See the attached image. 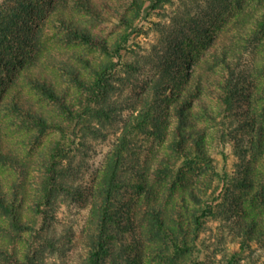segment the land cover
<instances>
[{
  "label": "rangeland",
  "instance_id": "374dc122",
  "mask_svg": "<svg viewBox=\"0 0 264 264\" xmlns=\"http://www.w3.org/2000/svg\"><path fill=\"white\" fill-rule=\"evenodd\" d=\"M63 1L33 0L32 8L21 15L25 24H20L19 29L11 30L12 35L18 34L21 37L20 41H12L14 50L6 52L2 57L0 98L20 66L31 61L33 69L43 72L76 105L81 92L62 67L64 64H75L89 78V68L83 67L76 60L79 55L93 65L106 63L108 60L112 63L114 78L111 80L113 87L109 95L110 102L132 98L142 93L152 80L160 78L166 67L178 69L184 64L198 61L197 57L204 51L198 30L206 31L213 39L222 36L231 39L237 32V27L232 22L239 13V1L245 8L241 14L244 26H248L252 21L251 17L264 8V0H168L162 2L161 7H153L148 2L139 16L134 17V10L126 1L105 0L131 20V25L126 26L113 17L105 21H92L88 15L68 5L76 21L107 45L112 47L117 43L122 44L123 49L119 55L111 59L98 47L68 42L62 38L49 15L53 7ZM231 40L234 45L240 44L236 47L243 54L239 68L255 78L258 91H263L264 52L254 40ZM25 93L35 108L47 110L61 120L57 107L30 89L26 88ZM248 94L258 100L257 92L254 94V91H246L239 97L240 104L245 102ZM258 103L260 106V101ZM138 109L129 105L121 107L114 111V117L100 122L93 121L92 130L78 134L71 153L75 171L66 179L70 187L58 194L55 208L46 219L49 220L46 226L54 242L51 246H43V264H85L92 191L127 119L136 115ZM239 121L236 117L227 122L225 127L221 124V118L217 122L202 118L196 121L200 128L206 129L205 149L215 171L200 162L191 167L180 163L178 172L183 174L180 176L183 181L177 180V174L160 181L151 175L161 157L168 153L169 133L164 139H158L155 126L150 123L133 134L121 171L124 188L121 189L120 198L123 208L119 211L117 225L114 223L112 226L115 233L111 239V242L123 244L125 256L102 254L101 264H110L113 258L122 264L125 257L132 258L133 264H167L152 253L147 239L144 240V247L140 248L131 238L134 232L136 234L141 230L146 209L153 205H161L169 216L180 215L184 229L196 240V249L179 263L264 264V244H251L249 248L242 250L240 241L229 227L240 209L255 213L259 208H264L254 191H248L241 183L251 169L261 172L262 178L264 177V157L259 158L250 150V131L242 128ZM30 133L34 134L35 131L23 127L5 110L0 99V135L11 149L29 159L26 179L28 197L24 212L26 217L32 214V200L37 191L41 161L57 138V133L51 131L36 143L28 138ZM221 134L225 137L220 136ZM141 178L147 183L145 189L135 187V182ZM0 180L4 183V189L9 190V184L20 179L12 168L0 165ZM207 187L209 188L206 189ZM190 188L195 191L198 200L190 197ZM207 202L214 206L213 214L203 217L196 227L190 214L193 210L207 207ZM0 226L9 227L8 220L1 214ZM131 228L136 230L131 232ZM24 236L27 237V233ZM0 246L15 249L22 260L26 243L23 239L12 240L0 230ZM0 264L6 263L0 259Z\"/></svg>",
  "mask_w": 264,
  "mask_h": 264
},
{
  "label": "trees",
  "instance_id": "16d2710c",
  "mask_svg": "<svg viewBox=\"0 0 264 264\" xmlns=\"http://www.w3.org/2000/svg\"><path fill=\"white\" fill-rule=\"evenodd\" d=\"M124 1L134 10V17H138L148 2L152 3L153 7H161V3L168 0ZM32 3L33 0L0 2V64L3 55L14 50L12 41H20L21 35H12L11 30L19 29L20 24H25V20H21V15L32 8ZM68 5L85 13L95 22L113 17L120 23L130 26L129 18L105 0H64L54 6L49 15L50 21L60 31L64 40L98 47L111 59L119 55L123 49L121 43L112 47L107 45L76 21ZM237 8L239 13L232 22L237 27V32L231 39L239 38L246 42L254 40L264 52L262 40L264 8L251 17L252 21L248 26L241 22V14L245 8L240 1ZM197 33L201 36L204 50L203 54L197 57V62L184 64L178 69L166 67L162 76L152 80L142 93L117 102H110L109 99L113 87L111 80L114 78L112 74L114 67L109 60L93 65L86 58L77 56L78 63L89 68L91 73L89 78L77 65L64 64L62 68L67 71L71 82L81 92L76 105L43 72L33 69L31 61L20 66L1 94L2 106L23 127L35 131L34 134H28V138L33 142L39 143L41 138L51 131L57 133V138L53 140L41 161L37 191L32 200V214L26 217L24 212L28 197L26 179L29 159L21 157L16 150L11 149L0 135V165L12 168L20 179L9 184V190L4 189V183L0 180V214L9 223L8 228L0 226V230L8 234L10 239L15 241L23 239L26 243L22 260L15 249L0 246V259L4 263L43 264L42 248L51 246L54 242L46 226L49 220L46 219L55 208L58 194L70 187L66 179L75 171L71 159L74 142L81 131L93 129L91 122L110 119L114 117V111L121 107L129 105L139 109L136 115L127 119L92 191L91 219L86 232L85 264H101L102 254L106 253H112L116 257L117 254L120 257L125 256L123 244L111 242L115 233L112 226L114 223L117 225L119 211L123 208L120 198L121 189L124 188L121 171L133 134L147 124L155 126V135L160 140L164 139L167 133L170 134L168 153L161 157L151 174L155 180L160 181L177 174V180L183 181V178H180L183 174L178 172L180 163L191 167L200 162L215 171L205 149L206 129L200 128L196 123L201 118L214 122L221 118L223 127L232 119L239 118L242 128L250 131L248 136L250 150L257 157H264V86L263 91L259 92L255 78L239 68L243 54L236 47L238 43L234 45L231 39L224 36L213 39L206 31L198 30ZM26 88L57 107L61 120L56 119L47 110L35 108L25 93ZM246 91H254V94L257 92L258 100L248 94L245 102L240 104L239 97ZM209 96L211 98H206ZM220 136L225 137L224 134ZM214 174L218 175L216 172ZM263 182L262 173L251 169L241 183L248 191H254L258 200L264 204ZM146 186L143 178L135 182V187L139 189H145ZM189 193L191 198L198 200L192 188ZM183 201L185 202V198ZM206 205L204 209L193 210L190 214L191 221L196 227L200 225L203 217L213 214L214 206L209 202ZM237 215L229 227L240 241L241 249L249 248L251 244L263 245L264 208H259L255 213L240 209ZM180 220V215L169 216L161 205L150 206L146 209L141 230L135 234L136 229H130L134 232L131 238L140 248L144 247V240L147 239L152 253L167 264H184L179 261H184L183 259L196 249L197 245ZM24 233L28 236H24ZM115 259L113 258L110 264H121ZM133 263L132 258L125 257L122 264Z\"/></svg>",
  "mask_w": 264,
  "mask_h": 264
}]
</instances>
